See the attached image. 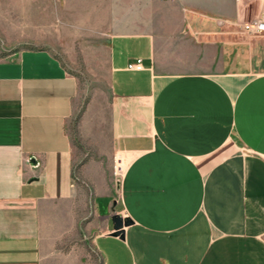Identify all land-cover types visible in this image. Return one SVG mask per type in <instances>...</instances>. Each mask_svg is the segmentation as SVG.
<instances>
[{
	"label": "crops",
	"instance_id": "1",
	"mask_svg": "<svg viewBox=\"0 0 264 264\" xmlns=\"http://www.w3.org/2000/svg\"><path fill=\"white\" fill-rule=\"evenodd\" d=\"M130 1L108 45L112 101L87 106L78 144V79L45 49L0 59V264H53L83 237L80 163L100 184L104 264H264V35L236 24L256 0ZM117 156L116 204L101 183ZM123 212L121 239L108 215Z\"/></svg>",
	"mask_w": 264,
	"mask_h": 264
},
{
	"label": "rangeland",
	"instance_id": "2",
	"mask_svg": "<svg viewBox=\"0 0 264 264\" xmlns=\"http://www.w3.org/2000/svg\"><path fill=\"white\" fill-rule=\"evenodd\" d=\"M126 0H0V59L27 49H45L53 53L79 82V92L69 130L78 144V122L92 101H112L109 83L108 45L116 31L114 12L123 9ZM129 2H131L129 0ZM260 0L256 1V13ZM245 8L239 20L250 18ZM264 50V37H262ZM264 58V57H262ZM120 155V154H119ZM125 167L128 158H123ZM78 161H81L79 158ZM113 170L107 174L108 188L115 203L121 200V181ZM86 168L75 169V181L85 197L83 237L64 241L53 253V264H104L93 237L104 232L96 218L95 197L99 183L88 181Z\"/></svg>",
	"mask_w": 264,
	"mask_h": 264
},
{
	"label": "built area",
	"instance_id": "3",
	"mask_svg": "<svg viewBox=\"0 0 264 264\" xmlns=\"http://www.w3.org/2000/svg\"><path fill=\"white\" fill-rule=\"evenodd\" d=\"M238 2L241 0H237ZM257 1V0H256ZM252 2V0H251ZM249 1V5L251 4ZM247 4V5H248ZM243 31L251 34V35H264V0H260V9L257 13L253 14L251 18L245 21L239 20L238 22ZM128 69L130 70H142L145 68L144 60L141 57L134 58L129 61ZM123 158L120 156H117L115 158V170L114 175L121 181L122 177L125 173V164L123 162ZM122 216H127V213L123 212Z\"/></svg>",
	"mask_w": 264,
	"mask_h": 264
},
{
	"label": "water",
	"instance_id": "4",
	"mask_svg": "<svg viewBox=\"0 0 264 264\" xmlns=\"http://www.w3.org/2000/svg\"><path fill=\"white\" fill-rule=\"evenodd\" d=\"M31 161L35 165L38 164V161L36 160L35 157H32ZM108 218L112 219L113 224H114V229L111 232V235L120 236L121 239H124L125 238V228L131 225L133 221L130 218L125 219L120 213L108 215Z\"/></svg>",
	"mask_w": 264,
	"mask_h": 264
}]
</instances>
